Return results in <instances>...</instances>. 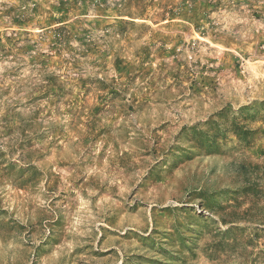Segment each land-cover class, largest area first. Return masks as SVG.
Here are the masks:
<instances>
[{
	"label": "rangeland",
	"instance_id": "obj_1",
	"mask_svg": "<svg viewBox=\"0 0 264 264\" xmlns=\"http://www.w3.org/2000/svg\"><path fill=\"white\" fill-rule=\"evenodd\" d=\"M123 3L0 0V264H264V0Z\"/></svg>",
	"mask_w": 264,
	"mask_h": 264
},
{
	"label": "trees",
	"instance_id": "obj_2",
	"mask_svg": "<svg viewBox=\"0 0 264 264\" xmlns=\"http://www.w3.org/2000/svg\"><path fill=\"white\" fill-rule=\"evenodd\" d=\"M146 0H124V3L122 4L123 10L122 13L128 15V16H141L143 15L146 5H145ZM164 12H159L158 13V18H164L166 17V14L169 16H173L174 9L170 8L169 10L166 9L168 5L163 4Z\"/></svg>",
	"mask_w": 264,
	"mask_h": 264
}]
</instances>
